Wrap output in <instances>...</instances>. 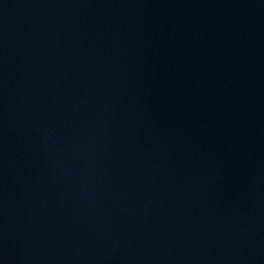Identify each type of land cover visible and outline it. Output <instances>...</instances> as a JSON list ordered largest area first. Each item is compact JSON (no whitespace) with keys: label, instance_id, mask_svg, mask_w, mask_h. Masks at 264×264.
<instances>
[{"label":"water","instance_id":"95a60500","mask_svg":"<svg viewBox=\"0 0 264 264\" xmlns=\"http://www.w3.org/2000/svg\"><path fill=\"white\" fill-rule=\"evenodd\" d=\"M0 264H264V0H0Z\"/></svg>","mask_w":264,"mask_h":264}]
</instances>
